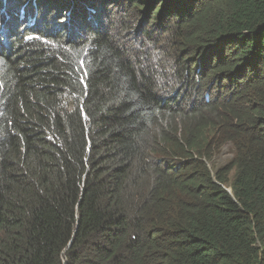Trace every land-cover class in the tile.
<instances>
[{
  "label": "trees",
  "instance_id": "16d2710c",
  "mask_svg": "<svg viewBox=\"0 0 264 264\" xmlns=\"http://www.w3.org/2000/svg\"><path fill=\"white\" fill-rule=\"evenodd\" d=\"M0 10V264H264V0Z\"/></svg>",
  "mask_w": 264,
  "mask_h": 264
},
{
  "label": "rangeland",
  "instance_id": "374dc122",
  "mask_svg": "<svg viewBox=\"0 0 264 264\" xmlns=\"http://www.w3.org/2000/svg\"><path fill=\"white\" fill-rule=\"evenodd\" d=\"M32 0H21V2L23 4H25L26 2H31ZM5 10H7V6L5 8ZM4 12L2 10H0V25L2 24V19H3V14ZM106 17V18H105ZM105 17L102 19V23L103 25L106 27L107 29H114L117 33V35H119L120 39H121V43L123 44H129V41H131L132 39V43L129 45L130 47H134V48H140L142 53L145 51H148L149 54H153V58H159L162 60L163 57L160 55L162 52L161 51H156L155 48H153V44L151 43L152 41H140L139 40V35H132L130 33H125L126 30L124 28H130V31L135 27L134 23H131V19L128 16H124V13L122 12V10L120 11L119 9H115L113 12H109L106 11L105 12ZM122 21H125V23H123ZM24 24V22H22ZM114 23V28H113V24ZM123 23V24H121ZM25 25V24H24ZM137 26V25H136ZM21 34H24L23 31H20L17 35V37H14V42L17 41L16 38H19V36ZM128 41V42H127ZM17 43V42H16ZM121 45V44H120ZM160 45V44H158ZM5 47V45H3ZM228 158V154H227V148L224 149L222 151V153L218 156V160L217 162L223 163L226 159Z\"/></svg>",
  "mask_w": 264,
  "mask_h": 264
}]
</instances>
